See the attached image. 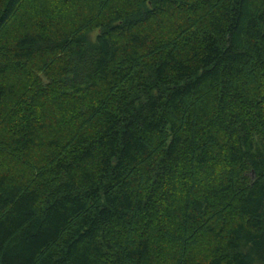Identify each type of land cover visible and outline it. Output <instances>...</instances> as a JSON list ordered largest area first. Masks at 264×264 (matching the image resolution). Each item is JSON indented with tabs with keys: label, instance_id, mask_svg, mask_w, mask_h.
<instances>
[{
	"label": "trees",
	"instance_id": "obj_1",
	"mask_svg": "<svg viewBox=\"0 0 264 264\" xmlns=\"http://www.w3.org/2000/svg\"><path fill=\"white\" fill-rule=\"evenodd\" d=\"M0 264H264V0H0Z\"/></svg>",
	"mask_w": 264,
	"mask_h": 264
}]
</instances>
